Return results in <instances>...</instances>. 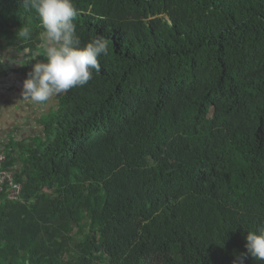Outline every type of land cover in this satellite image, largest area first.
I'll return each instance as SVG.
<instances>
[{"label": "trees", "instance_id": "obj_1", "mask_svg": "<svg viewBox=\"0 0 264 264\" xmlns=\"http://www.w3.org/2000/svg\"><path fill=\"white\" fill-rule=\"evenodd\" d=\"M73 3L108 54L35 145L0 150L22 186L0 191V264H234L264 228V0ZM41 32L0 0V48Z\"/></svg>", "mask_w": 264, "mask_h": 264}, {"label": "clouds", "instance_id": "obj_2", "mask_svg": "<svg viewBox=\"0 0 264 264\" xmlns=\"http://www.w3.org/2000/svg\"><path fill=\"white\" fill-rule=\"evenodd\" d=\"M24 4L40 17L43 59L34 54L32 60L36 62L23 83V95L36 104L47 105L54 97L87 84L94 73H100L99 58L108 54L109 41L98 35L81 46L74 23L78 9L73 0H24ZM31 33L30 26H23L17 34L30 39ZM245 247L247 252L237 258L238 264H244L245 255L264 261V228L248 231Z\"/></svg>", "mask_w": 264, "mask_h": 264}, {"label": "crops", "instance_id": "obj_3", "mask_svg": "<svg viewBox=\"0 0 264 264\" xmlns=\"http://www.w3.org/2000/svg\"><path fill=\"white\" fill-rule=\"evenodd\" d=\"M42 42L32 51L16 44L2 43L0 48V150L9 142L35 145L43 136V121L57 109L56 97L39 105L23 95V83L36 62L34 54L43 59ZM20 165L15 163L16 168Z\"/></svg>", "mask_w": 264, "mask_h": 264}, {"label": "built area", "instance_id": "obj_4", "mask_svg": "<svg viewBox=\"0 0 264 264\" xmlns=\"http://www.w3.org/2000/svg\"><path fill=\"white\" fill-rule=\"evenodd\" d=\"M6 155L0 151V191H5L9 200L21 199V183L14 179L13 170L5 165Z\"/></svg>", "mask_w": 264, "mask_h": 264}]
</instances>
